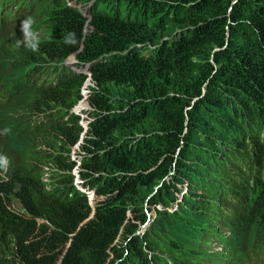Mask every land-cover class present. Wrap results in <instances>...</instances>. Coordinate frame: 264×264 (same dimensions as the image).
Here are the masks:
<instances>
[{"label": "trees", "instance_id": "1", "mask_svg": "<svg viewBox=\"0 0 264 264\" xmlns=\"http://www.w3.org/2000/svg\"><path fill=\"white\" fill-rule=\"evenodd\" d=\"M5 31L0 264H264V0H0Z\"/></svg>", "mask_w": 264, "mask_h": 264}, {"label": "rangeland", "instance_id": "2", "mask_svg": "<svg viewBox=\"0 0 264 264\" xmlns=\"http://www.w3.org/2000/svg\"><path fill=\"white\" fill-rule=\"evenodd\" d=\"M35 8V7H34ZM30 15V14H29ZM28 15V16H29ZM26 16V18L28 17ZM92 26H89V30L91 29ZM86 30V29H85ZM88 30V31H89ZM9 31V30H8ZM87 31V32H88ZM11 32L6 33L3 35H0V53L2 55V58L4 59L3 62H6L8 64H10L12 62V59L14 57V55H18V48H19V43L17 42L18 37H15L14 35L10 34ZM1 34V33H0ZM72 57L73 58V63H69L68 60L69 58ZM78 58L76 56V54L70 55L65 61L64 63L66 65H68L70 68H72L73 66H75V63L77 62ZM77 68V67H76ZM79 71V70H78ZM87 82V81H86ZM89 85H93V83L90 81H88L87 84L84 85V87H87L85 90L89 91ZM82 93H84V91H82ZM88 93V92H87ZM86 91L85 94L87 95ZM87 100V98H85ZM81 102V101H80ZM80 102L74 107V110L80 114L81 116V121L82 122H86L87 121V116H86V111L91 109V105L88 103L87 107L85 109H82V111L77 110L78 105L80 104ZM88 102V100H87ZM75 151V152H74ZM79 153V150L77 149V147L74 148L73 150V155H77ZM185 189V188H184ZM89 201L92 204L93 208L95 207V196H93V198L91 199L90 197H92V193H89ZM180 199H182V196L179 195L178 200L180 201ZM170 207V208H169ZM168 207L169 210L171 211H175L178 209V202H174L172 205H170ZM159 208L163 209L161 206H159ZM149 216H150V222H157V219H163V217H159L160 214H158V211L155 208H152L151 211H149ZM146 225H144L145 227ZM142 233V231H141Z\"/></svg>", "mask_w": 264, "mask_h": 264}, {"label": "built area", "instance_id": "3", "mask_svg": "<svg viewBox=\"0 0 264 264\" xmlns=\"http://www.w3.org/2000/svg\"><path fill=\"white\" fill-rule=\"evenodd\" d=\"M68 1H70V0H68ZM77 7H78V9L80 10V12L82 13V15L84 16V15H86V14H89L90 16H91V18H92V13L90 12V10H89V7L88 6H86V5H83V4H77ZM72 68H74V69H76L77 71L79 70L78 68H76L75 66H73ZM83 72L85 71V69H83L82 70ZM87 81H90V79H88ZM83 91H84V98L83 99H85V91H86V93L88 92L87 90H85L84 88H83ZM87 96V95H86ZM83 121V120H82ZM81 121V123L85 126V128H87V122H82ZM76 147L77 148H79V144H77L76 145Z\"/></svg>", "mask_w": 264, "mask_h": 264}, {"label": "water", "instance_id": "4", "mask_svg": "<svg viewBox=\"0 0 264 264\" xmlns=\"http://www.w3.org/2000/svg\"><path fill=\"white\" fill-rule=\"evenodd\" d=\"M87 33V32H86ZM85 33V34H86ZM86 96V95H85ZM94 211H95V207H94ZM94 215V212L90 215V217L86 220V221H84V222H82L81 224H80V227L82 226V225H84L92 216ZM79 227V228H80Z\"/></svg>", "mask_w": 264, "mask_h": 264}, {"label": "bare ground", "instance_id": "5", "mask_svg": "<svg viewBox=\"0 0 264 264\" xmlns=\"http://www.w3.org/2000/svg\"><path fill=\"white\" fill-rule=\"evenodd\" d=\"M3 14V13H2ZM8 16V15H5V17Z\"/></svg>", "mask_w": 264, "mask_h": 264}]
</instances>
